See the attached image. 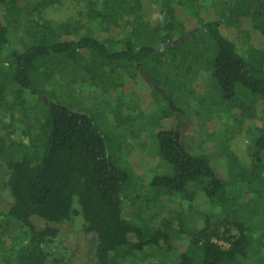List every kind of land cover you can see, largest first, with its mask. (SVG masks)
I'll list each match as a JSON object with an SVG mask.
<instances>
[{"label": "trees", "instance_id": "trees-1", "mask_svg": "<svg viewBox=\"0 0 264 264\" xmlns=\"http://www.w3.org/2000/svg\"><path fill=\"white\" fill-rule=\"evenodd\" d=\"M62 1L0 0V264H138L132 259L139 254L160 264H246L250 236L261 230L264 239V210L255 209L257 229L242 215L245 197L264 192L245 180L258 177L264 151V124L254 125L264 123V0H66L80 7L76 17L40 18L42 7ZM221 25L236 33L224 36ZM18 30L21 51L12 47ZM254 36L262 47L251 43L246 52L233 39L250 43ZM72 66L104 93L144 82L164 101L152 117L164 125L156 154L169 168L149 186L162 208L173 212L167 201L176 194L188 208L161 227L146 233L126 217L123 185L137 177L112 159L93 119L48 98L45 87ZM202 67L211 72L209 97L196 89ZM193 100L203 130L224 107L238 113L218 143L201 142L198 155L183 133ZM243 129L259 133L254 171L230 147ZM76 214L83 218L78 230L69 223ZM195 215L200 229L188 226Z\"/></svg>", "mask_w": 264, "mask_h": 264}, {"label": "rangeland", "instance_id": "rangeland-1", "mask_svg": "<svg viewBox=\"0 0 264 264\" xmlns=\"http://www.w3.org/2000/svg\"><path fill=\"white\" fill-rule=\"evenodd\" d=\"M79 10L80 7L75 3L64 0L61 4H56L52 7L50 5L42 7L39 16L45 20L62 22L70 17H76ZM201 16L205 17L207 15L202 14ZM246 26L244 25V27ZM220 31L224 36L228 37L236 33L235 30L225 25H221ZM254 37L250 43H244L243 39L239 37L233 39L241 51L246 52L250 48L251 43L257 48L262 47V39ZM11 38L13 42L12 47L16 51H21V44L25 38L23 31H13ZM196 89L198 93L204 94L207 97L214 91L211 72L207 71L204 67L199 69ZM45 90L49 93L48 98H51L53 101H59L74 111L84 112L91 117L107 138V149L112 159L117 161L119 167L128 166L137 177V179H134V182L128 181L123 185L126 201L124 213L127 218L140 224L145 232L148 233V229L154 230L161 227L167 219L174 218L175 210L180 211L181 209L186 210L188 208V203L182 200L179 194L169 198L171 203H169V200L167 201L168 205L173 208V212L169 210L167 205L165 208H162L159 199L154 198L155 194L149 186L154 176L165 173L166 169L169 168L156 154L155 136L159 130L164 129V125L161 123L155 124L157 119L152 117V114L159 113V109H161L156 108V105L164 107L165 103L159 94L152 92L149 85L144 82L139 86L128 83L123 88L104 93L99 86L91 84L89 76L86 77L76 72L72 66L65 68L61 74H57L52 81V85L48 84ZM197 108L198 103L194 100L191 101L189 108L186 110L187 123L183 132L187 149L191 155H198L201 152V142H207L208 146L218 143L216 135L223 137L226 127L232 128L234 121L238 118V113L230 111L231 109L228 107H224L218 113H215L216 115L206 123L207 127L205 129L208 128V131H204L205 129L203 130L200 127L202 116L196 115ZM116 114L119 115L118 119L115 117ZM263 124L262 119H257L254 123L256 128H261ZM19 126L26 127L21 123H19ZM245 130L243 129L234 133L230 147L238 155L239 163L246 167V169L254 171L251 162V152L255 150V140L259 136V133H255V129H253L248 134ZM206 132L211 134V136L207 135ZM219 152L220 150L212 151L211 157L213 160H218ZM260 155L262 156V169L255 168L258 177H252L253 179L247 177L248 179H245L249 184L252 183L253 186L259 183V186L256 187L264 186V151ZM258 167H261V165H258ZM248 183L242 188L247 190ZM136 194H139L141 198L137 199L135 204H131L129 200L137 196ZM4 195L7 199H11L8 191H5ZM245 198L242 215L245 217L247 224L256 226L257 229L260 216L254 212L255 209L262 208L264 210V192L262 190ZM144 199H147L149 202L145 203ZM167 202L165 203L167 204ZM246 202L249 203L251 208L254 207V209H248L252 211L250 213L246 210ZM75 208L78 211L77 204H75ZM211 215L214 222L220 221L221 213L219 209L211 210ZM69 223L74 229L78 230L83 224V218L81 215L76 214ZM188 226L200 229L202 226L201 217L195 215L190 218ZM220 228L223 227L220 226ZM177 229L178 223L175 222L172 231ZM260 231L250 236L253 247L249 251L248 258L245 261L246 264H264V239L261 238L262 233ZM171 234L173 237H178L175 232ZM161 245L164 244L162 243ZM165 251L166 249L160 251L163 254L162 256H165ZM71 253L73 255L74 250ZM142 257L139 254L138 258L132 260H139L138 264H160L157 259L144 261L145 259Z\"/></svg>", "mask_w": 264, "mask_h": 264}]
</instances>
